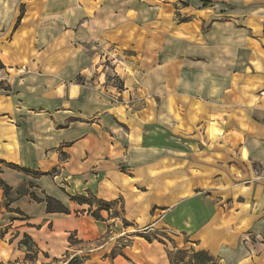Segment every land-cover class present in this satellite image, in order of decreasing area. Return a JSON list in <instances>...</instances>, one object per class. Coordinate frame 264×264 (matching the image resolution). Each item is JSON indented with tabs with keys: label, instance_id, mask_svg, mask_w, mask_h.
I'll use <instances>...</instances> for the list:
<instances>
[{
	"label": "clouds",
	"instance_id": "9594fccd",
	"mask_svg": "<svg viewBox=\"0 0 264 264\" xmlns=\"http://www.w3.org/2000/svg\"><path fill=\"white\" fill-rule=\"evenodd\" d=\"M212 4L0 0V264L264 255V0Z\"/></svg>",
	"mask_w": 264,
	"mask_h": 264
},
{
	"label": "crops",
	"instance_id": "0c3cea01",
	"mask_svg": "<svg viewBox=\"0 0 264 264\" xmlns=\"http://www.w3.org/2000/svg\"><path fill=\"white\" fill-rule=\"evenodd\" d=\"M185 7H187V5H185ZM212 7H213L212 0H203V9H211ZM203 9H201V10H203ZM24 19L26 20L27 17H24ZM197 27L199 28V25H197ZM250 35H251V38L253 40H255V35H252L251 33H250ZM259 51L264 52V44H259ZM253 54L254 53H253L252 48H250V47L249 48H242V49L238 50L237 57H239L241 55L248 57V56H252ZM113 55H115V53H113ZM261 63H264V61H262V62H254L253 61V62L249 63V67H250V69H252V71L249 72L250 76H257V78L260 77L261 74L258 73L257 70L261 67ZM4 68L11 69V71L9 72V75L12 74V71L17 70L11 64H7L5 61L0 60V69H4ZM236 71H239V69L237 68ZM255 102H256V98L253 97V99L251 100V103H255ZM212 134L213 135L216 134L215 128L212 129ZM244 155L247 156L248 153L244 152ZM25 175L29 176L31 179H39L36 177H31L30 173H25ZM38 203H39V201H38ZM252 204H253L252 201L241 202V201L237 200L235 202V205H236L235 211L239 212L241 207L248 209V208H250V206ZM84 207H88V205L85 204ZM5 210L8 211L10 214L15 215L17 217H22L24 215L23 212H21L17 209H14V208L6 207ZM261 211H264V209H261ZM47 215L60 217V216L65 215V213L54 212V211L49 212L48 211ZM94 219H95V217H94ZM15 222L21 223V224L26 223L28 229L35 228L37 232L42 231V230H52L55 232L56 235H68V233L64 232L62 229L59 231L56 230L57 224L62 223V221H52V222L43 221V222H40L39 224H37L34 222V220L31 217H29L27 221L26 220H17ZM214 223H215L214 220L210 221L209 224L207 225V228H211ZM245 223H248V221L245 220ZM25 236H27L26 230H25ZM138 239L144 240L143 237H138ZM258 239H259V237L254 238L250 235H246V239L237 238V240L233 243L232 251L235 252L236 255H238L242 261H245L246 264H264V255H262V253L259 251H255V249L258 246V244H257ZM69 242H71V241H69ZM147 243H151V242L148 241ZM237 249H239V251H237ZM254 251H255V255L253 256L252 253ZM41 255H43L45 257V259H48L50 261L51 260L59 261L61 259V257L59 255L52 257L50 255V253H48V252H42ZM249 257H251V259H249ZM117 264H119V258H117Z\"/></svg>",
	"mask_w": 264,
	"mask_h": 264
},
{
	"label": "trees",
	"instance_id": "16d2710c",
	"mask_svg": "<svg viewBox=\"0 0 264 264\" xmlns=\"http://www.w3.org/2000/svg\"><path fill=\"white\" fill-rule=\"evenodd\" d=\"M49 212H52V211L49 210ZM193 262H195V264H200L198 260V253H196L195 251L190 254L189 259H188V264H193Z\"/></svg>",
	"mask_w": 264,
	"mask_h": 264
},
{
	"label": "rangeland",
	"instance_id": "374dc122",
	"mask_svg": "<svg viewBox=\"0 0 264 264\" xmlns=\"http://www.w3.org/2000/svg\"><path fill=\"white\" fill-rule=\"evenodd\" d=\"M190 256V255H189ZM189 256L186 258L187 259V261H188V259H189Z\"/></svg>",
	"mask_w": 264,
	"mask_h": 264
}]
</instances>
